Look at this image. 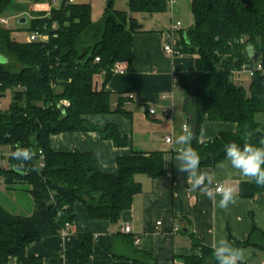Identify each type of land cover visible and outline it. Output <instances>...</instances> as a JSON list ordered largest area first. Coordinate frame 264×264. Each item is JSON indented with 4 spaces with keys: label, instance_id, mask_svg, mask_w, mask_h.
Masks as SVG:
<instances>
[{
    "label": "trees",
    "instance_id": "16d2710c",
    "mask_svg": "<svg viewBox=\"0 0 264 264\" xmlns=\"http://www.w3.org/2000/svg\"><path fill=\"white\" fill-rule=\"evenodd\" d=\"M32 2L21 5L16 0H0V17L10 10L25 13L29 5L37 3L36 7L42 1ZM50 3L48 0L43 9L31 12L29 30L48 32L47 42H20L10 30L0 27V55L8 59L6 65H0V97L12 90L9 110H0V147L10 146L13 151L20 144L36 152L26 171L16 170L11 156V167L0 169V178L8 189L28 184L34 201V211L28 216L13 213L0 203V264H9L11 258L19 264H45L41 256H28L27 248L68 232L77 202L83 204L91 219L117 224L141 192L135 175L158 178L166 174L163 151L119 156L117 172L109 173L101 170L91 152L56 151L51 137L68 132H98L116 147L130 145L117 124L101 125L90 116L118 113L132 119V112L124 107L126 98L114 95L108 83L117 63L132 62L134 35L143 31L134 14L163 12L168 0H129L128 12L115 9L114 0H108L98 21L92 20L90 3L59 0L48 11ZM191 5L194 25L187 31L175 32L173 39L179 54L195 56L196 70L177 74L176 85L182 87L185 98L192 93L188 123L193 133L192 147L200 154V167H213L225 159L226 145H242L247 140L259 146L264 139V126L255 118L264 113V71L254 70L248 88L237 82L234 73L243 67L253 70L257 63L264 70V0H192ZM249 44L254 46L252 56L246 51ZM99 74L103 75L101 89L95 87L94 81ZM115 96L116 106L112 99ZM205 120L236 123L237 131L201 141ZM248 132L253 135L248 137ZM240 193L255 198L264 194V187L243 182ZM180 223L183 229L188 226L184 218ZM120 235L117 233L109 249L115 259L158 264L151 246L136 244L135 237L123 239L127 247L120 248ZM190 236L202 255L171 264H216L212 246L204 244V239L195 233ZM95 240L92 234H78L81 264L90 261ZM230 241L239 248L251 246L264 251V231L256 227L242 241ZM59 254L56 252L53 259Z\"/></svg>",
    "mask_w": 264,
    "mask_h": 264
},
{
    "label": "crops",
    "instance_id": "0c3cea01",
    "mask_svg": "<svg viewBox=\"0 0 264 264\" xmlns=\"http://www.w3.org/2000/svg\"><path fill=\"white\" fill-rule=\"evenodd\" d=\"M177 11L176 3L172 9ZM50 10V5H49ZM48 10V11H49ZM174 23V22H172ZM171 23V24H172ZM171 25L159 30L144 29L133 38L132 62H121L124 73H114L108 89L114 95L126 98L124 107L132 112V119L122 114L90 116L98 124L113 122L130 141L127 147H116L110 140H104L98 132H68L51 137V146L56 151H88L99 161L102 171L117 172V158L132 152L163 151L166 174L151 178L138 173L135 180L141 184V192L135 195L132 207L124 211L121 220L112 224L107 220L91 219L83 204H75V217L71 228L64 235L50 236L35 242L27 248L28 256H41L45 264H81V253L77 246L78 234H92L96 237L93 254L87 264H132V261L115 259L109 253L117 233L118 245L125 249L123 239L139 237V245L151 246L158 264L183 263L186 257L201 256L202 250L194 245L191 233L201 236L204 244L213 245L220 238L231 243V238L242 241L254 227L264 231V194L255 198L243 197L240 186L249 182L235 174V170H222L217 166L200 167L201 171H215L217 183H230L237 188V202L225 209L217 202L208 199L198 190L192 191L186 182V174L177 170L175 160L179 146L167 142V137L179 134L188 117L177 107V74L196 70L195 56L184 53L171 56L165 52V45L171 44L173 36ZM95 87L102 88L103 75L95 76ZM184 92V91H183ZM133 97L130 98L129 96ZM163 96L166 98L163 99ZM114 106L117 100L112 98ZM164 106H171L173 114L163 117L160 113ZM151 108L157 114H150ZM237 125L233 122L205 120L201 125V141L215 139L220 133H234ZM203 133V134H202ZM231 172V174H229ZM219 197H217L218 201ZM188 223L183 229L180 219ZM160 222V224H159ZM130 227V232L124 228ZM237 247L236 245L232 244ZM248 250L247 262L264 263V256L258 255L253 247ZM60 254L53 259L56 252ZM9 264H19L11 258Z\"/></svg>",
    "mask_w": 264,
    "mask_h": 264
},
{
    "label": "clouds",
    "instance_id": "9594fccd",
    "mask_svg": "<svg viewBox=\"0 0 264 264\" xmlns=\"http://www.w3.org/2000/svg\"><path fill=\"white\" fill-rule=\"evenodd\" d=\"M254 46H247V54H254ZM8 59L0 55V65H6ZM203 134V133H202ZM252 132L247 136L251 137ZM192 130L184 125L182 131L174 137H168L167 142L179 146L175 160L178 162L177 170L186 174V182L192 191H199L208 199L216 201L221 209L237 202V188L230 183H217L215 171H201V158L199 152L192 147ZM36 156V152L17 144L11 152V159L16 161L14 168L18 171L28 170L27 166ZM218 168L222 170H235V174L246 178L256 185L264 187V139L259 146L245 141L242 145L232 142L225 147V162ZM231 174V172H229ZM217 197H219L217 201ZM212 255L216 264H247L248 250L235 247L225 238H220L212 245Z\"/></svg>",
    "mask_w": 264,
    "mask_h": 264
},
{
    "label": "rangeland",
    "instance_id": "374dc122",
    "mask_svg": "<svg viewBox=\"0 0 264 264\" xmlns=\"http://www.w3.org/2000/svg\"><path fill=\"white\" fill-rule=\"evenodd\" d=\"M21 5L32 4V0H16ZM36 7H28L27 12H21L16 10H10L4 13V17L9 20V25H4L0 22V27L6 28L11 31L12 37L20 42H26L29 30L31 28V23L33 15L31 12L33 10H38V8L43 9L44 5L47 4L48 0H41ZM192 0H176L177 11L172 9L171 5H168L167 9L163 12L157 14H147V13H135L134 17L136 20L143 25L144 29L149 30H159L163 32L164 28H168L172 22H181L183 25V31L189 30L194 25V18L192 13ZM79 3H90L92 6L91 17L93 21H98L103 16L108 0H76ZM44 4V5H43ZM52 8V6L50 7ZM114 8L120 11H129V0H114ZM29 18L27 23H21V18L23 16ZM237 82L242 83L246 88L249 87L251 83V76L245 71V73H238L236 75ZM115 98V97H114ZM12 102V90H8L4 96L0 97V110L8 111L10 108V103ZM185 102V94L182 87L176 89V103L181 111ZM256 120L264 126V113H258L255 116ZM188 122V121H187ZM12 149L10 146L0 147V169L10 168V156ZM0 203L9 211L13 213H19L21 215H31L34 211V201L29 191V185L25 183H20L15 186L14 190L8 189L5 182L0 178ZM258 255L264 256V253L257 252Z\"/></svg>",
    "mask_w": 264,
    "mask_h": 264
},
{
    "label": "built area",
    "instance_id": "2783aa9c",
    "mask_svg": "<svg viewBox=\"0 0 264 264\" xmlns=\"http://www.w3.org/2000/svg\"><path fill=\"white\" fill-rule=\"evenodd\" d=\"M22 1H26V0H22ZM59 2V0H51V3H50V7L51 5H55ZM69 3H76V0H68ZM176 3V0H168V5H171V6H174ZM51 9V8H50ZM50 11V10H49ZM50 14V13H49ZM48 14V15H49ZM0 22L4 25H9V20L6 19L4 16L0 17ZM53 28L56 29L57 28V25L56 23L53 24ZM183 25L181 22H176V23H172L171 24V27H170V31H171V35L173 36V34L177 31H181L183 30ZM50 38V34L48 32H44L42 31L41 29H35L31 32H29V35H28V38H27V41L28 42H47ZM165 49V52L171 56H174V55H180L179 54V51L175 48V45H174V39L172 41L171 44H167L165 45L164 47ZM96 61H100V58H96ZM125 67L122 66V63H117L114 67V72L115 73H124L125 72ZM254 70H261V71H264L263 70V66L261 63H257L256 66H255V69L253 70H250V69H246L245 67L242 68V70H237L235 71V75H237L238 73H245V71L247 73L250 74V76H252L254 74ZM130 98H132L133 96L130 95L129 96ZM166 98L165 96H163V99ZM63 104L64 105H68V102L67 101H63ZM150 114H153V115H156L157 114V109L156 108H151L149 110ZM161 115L163 117H169L173 114V109L171 106H164L161 111H160ZM187 125V124H186ZM188 126V125H187ZM189 127V126H188ZM168 137H171V136H168ZM167 137V138H168ZM160 224V222H159ZM124 231L125 232H130V227L126 226L124 228ZM67 233V231H63V234L65 235ZM141 242V239L139 237L136 238L135 240V243L136 244H139ZM264 264V263H262Z\"/></svg>",
    "mask_w": 264,
    "mask_h": 264
},
{
    "label": "water",
    "instance_id": "95a60500",
    "mask_svg": "<svg viewBox=\"0 0 264 264\" xmlns=\"http://www.w3.org/2000/svg\"><path fill=\"white\" fill-rule=\"evenodd\" d=\"M21 23H27L28 22V17L27 16H23L21 19ZM192 97V93L189 94V96L187 98H185V102L183 105V113L188 117L191 118V114L188 112V104H189V99ZM62 104V103H61ZM60 104V107H62V105Z\"/></svg>",
    "mask_w": 264,
    "mask_h": 264
}]
</instances>
